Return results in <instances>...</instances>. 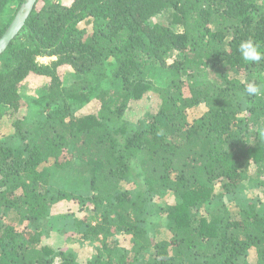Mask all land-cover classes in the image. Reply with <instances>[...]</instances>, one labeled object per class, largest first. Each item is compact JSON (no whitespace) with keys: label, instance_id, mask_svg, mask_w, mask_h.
Returning <instances> with one entry per match:
<instances>
[{"label":"trees","instance_id":"trees-1","mask_svg":"<svg viewBox=\"0 0 264 264\" xmlns=\"http://www.w3.org/2000/svg\"><path fill=\"white\" fill-rule=\"evenodd\" d=\"M23 2L0 0V38ZM165 13L168 22L151 23ZM248 39L264 48V0H37L0 56V111L24 108V86L42 88L27 103L38 118L0 141V264H80L42 245L50 209L75 200L94 221L71 226L93 247L84 264H248L250 251L264 264V213L223 202L248 165L264 183V94L246 92L264 84V60L242 59ZM146 93L155 109L126 121ZM91 101L98 110L77 116ZM60 170L85 196L51 186ZM134 179L143 191L121 189ZM164 192L173 204L160 207Z\"/></svg>","mask_w":264,"mask_h":264},{"label":"rangeland","instance_id":"rangeland-1","mask_svg":"<svg viewBox=\"0 0 264 264\" xmlns=\"http://www.w3.org/2000/svg\"><path fill=\"white\" fill-rule=\"evenodd\" d=\"M169 15L165 13L160 17L154 18L151 20V23H157L159 21L168 22ZM80 28L90 31V26L86 23H82ZM52 59H38V62L41 64H46ZM113 68L112 62L107 64V70L111 71ZM74 78L71 75L70 71L65 72L64 75V84L70 85L72 84ZM158 79L152 77V81L156 82ZM42 88L37 87L34 84H29L24 86L20 91V96L24 101V108L14 112L9 109H1L0 113V141L5 140L8 137V142H14L12 136L15 134V131L21 130L22 132L26 131L28 128V123L30 120L34 118H38L40 110L38 108H29L27 107V103H30L32 99H36L39 97V91ZM156 96L152 93H146L140 99L133 101L128 104L127 110L123 116L126 121L130 123H134L135 121H139L140 119L146 118V111L148 109H155L156 105ZM98 110V103L96 101H91L86 106H84L80 111L78 110V115L91 114ZM204 112V107L200 105L195 110L188 111V121L191 122L194 119L201 116ZM243 114H240L239 118H242ZM27 125V126H26ZM17 126V127H16ZM51 166V162L43 165V167L48 168ZM70 171L60 170L56 173L51 172L50 184L53 188L63 190L66 192H70L75 195V197L85 196L86 188L83 186L82 180H76L72 178ZM241 179V187L240 191L235 192L228 198H226L223 202L225 205L233 210L238 206H247L249 204L253 205L255 210L264 213V183L261 178L257 176L255 173V168L253 165H248L244 169H242L240 174ZM135 183H124L122 184L121 189L129 192L130 194H135L136 192L143 191V187L137 179H134ZM137 183V184H136ZM75 200V199H74ZM155 204L158 206L171 205L173 204V196L169 192H164L155 197ZM212 206L211 208H214ZM211 208L204 209L202 211L203 215H207L206 212ZM162 216L165 214L160 213ZM7 217L6 219H8ZM44 221L45 226L48 228V235L45 239L42 240V245H48L54 249H60L66 255H71L74 259L80 263L84 264L94 253L93 247L88 243L83 242L82 240H78V235L73 232L71 226L73 224L74 219H78L80 221H85L87 223L92 222V213L86 211L84 206L80 204L78 201L74 202H65L61 201L55 204L49 211L47 217ZM156 223L164 225L163 219L161 217L156 218ZM5 223V220H2L0 223ZM13 224H15L13 222ZM25 223L15 224L17 229H21L24 227ZM67 232H65L66 230ZM70 229V230H69ZM119 239V245L128 249V238ZM254 251L249 252L248 264H254ZM59 259L56 258L54 260V264H58Z\"/></svg>","mask_w":264,"mask_h":264},{"label":"water","instance_id":"water-1","mask_svg":"<svg viewBox=\"0 0 264 264\" xmlns=\"http://www.w3.org/2000/svg\"><path fill=\"white\" fill-rule=\"evenodd\" d=\"M37 0H24L17 10L11 23L0 38V56L6 51L10 43L16 38L31 14Z\"/></svg>","mask_w":264,"mask_h":264},{"label":"clouds","instance_id":"clouds-1","mask_svg":"<svg viewBox=\"0 0 264 264\" xmlns=\"http://www.w3.org/2000/svg\"><path fill=\"white\" fill-rule=\"evenodd\" d=\"M238 50L245 62L259 63L264 60V48L252 39L242 41ZM246 92L253 96L264 94V84L249 83Z\"/></svg>","mask_w":264,"mask_h":264},{"label":"crops","instance_id":"crops-1","mask_svg":"<svg viewBox=\"0 0 264 264\" xmlns=\"http://www.w3.org/2000/svg\"><path fill=\"white\" fill-rule=\"evenodd\" d=\"M47 59V58H46Z\"/></svg>","mask_w":264,"mask_h":264}]
</instances>
